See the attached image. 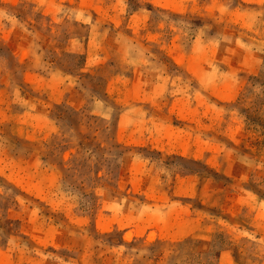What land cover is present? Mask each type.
Returning a JSON list of instances; mask_svg holds the SVG:
<instances>
[{
  "label": "rangeland",
  "instance_id": "rangeland-1",
  "mask_svg": "<svg viewBox=\"0 0 264 264\" xmlns=\"http://www.w3.org/2000/svg\"><path fill=\"white\" fill-rule=\"evenodd\" d=\"M0 264H264V0H0Z\"/></svg>",
  "mask_w": 264,
  "mask_h": 264
},
{
  "label": "trees",
  "instance_id": "trees-1",
  "mask_svg": "<svg viewBox=\"0 0 264 264\" xmlns=\"http://www.w3.org/2000/svg\"><path fill=\"white\" fill-rule=\"evenodd\" d=\"M71 110L77 115V117H81V118L83 117L82 114L84 113V111L77 110V109H73V108H71ZM57 118L60 119V120L64 118L63 117V111L58 110V112H57ZM77 121H78V123L75 125L76 126V130H77V132H78L79 135H83L82 134V131H81V127L84 125L83 124V121H82V119L80 121L77 119ZM69 148H71V146H66L65 147V149H69ZM118 153L122 154V152H118ZM72 169L73 168H70V167L68 169H66V175L65 176H67L66 178L68 179V181H70V183H68L69 185L70 184H73L75 182L74 175L69 174V172H71ZM223 249H225V248H220L217 251H222Z\"/></svg>",
  "mask_w": 264,
  "mask_h": 264
}]
</instances>
